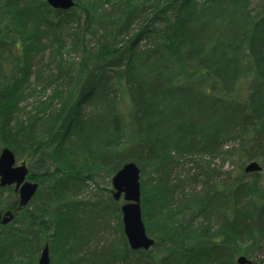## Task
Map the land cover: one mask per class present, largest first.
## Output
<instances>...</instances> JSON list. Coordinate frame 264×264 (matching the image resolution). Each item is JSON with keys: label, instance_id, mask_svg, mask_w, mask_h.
Listing matches in <instances>:
<instances>
[{"label": "trees", "instance_id": "1", "mask_svg": "<svg viewBox=\"0 0 264 264\" xmlns=\"http://www.w3.org/2000/svg\"><path fill=\"white\" fill-rule=\"evenodd\" d=\"M46 50L54 68L38 66L32 85ZM231 140L264 168V0H0V149L38 183L21 209L0 187V211L14 213L0 264H38L45 245L51 264H264L262 171L224 182L211 166ZM182 157L197 161L185 178ZM127 161L140 168L147 250L129 247L111 194L79 198Z\"/></svg>", "mask_w": 264, "mask_h": 264}, {"label": "water", "instance_id": "2", "mask_svg": "<svg viewBox=\"0 0 264 264\" xmlns=\"http://www.w3.org/2000/svg\"><path fill=\"white\" fill-rule=\"evenodd\" d=\"M54 9L68 10L74 6V0H46ZM262 166L258 161H249L245 172H259ZM28 167L25 161L17 163L14 152L7 146L0 149V187L14 185L18 193V209L23 208L32 199L38 189V183L27 179ZM111 196L114 200H123L120 206L123 232L132 250L149 249L154 239L146 233L141 213L140 168L133 161L125 162L111 177ZM14 217L12 210L0 211V225L8 224ZM237 264H252L245 255H238ZM38 264H51L48 246L45 245L39 255Z\"/></svg>", "mask_w": 264, "mask_h": 264}, {"label": "rangeland", "instance_id": "3", "mask_svg": "<svg viewBox=\"0 0 264 264\" xmlns=\"http://www.w3.org/2000/svg\"><path fill=\"white\" fill-rule=\"evenodd\" d=\"M65 41H66V49H69L71 38L69 36V31L63 34ZM87 40H90V37L87 38ZM142 45L148 44L152 40L151 39H143L141 40ZM90 47L94 45V41L90 40ZM67 58L71 60L72 62H77L80 58V54L78 52V49L70 50L69 53H67ZM39 66L40 69H48L51 71L54 68V62H53V54L50 52V50H46L42 56L40 57L36 56L32 59V66H31V74L29 78V83H32L35 79V72L37 71V67ZM47 72H44L46 74ZM42 74V73H41ZM42 76H44L42 74ZM40 82L44 84L46 80L43 78L40 79ZM52 85L49 86L42 96H39L38 93H35L33 96L29 97L28 99L22 101L19 105L24 107L26 110H29L31 108V105L34 104L37 100L45 99L47 95H49L52 91ZM91 108V107H90ZM229 148L234 147L236 148V151L233 155L227 156L226 158L218 157L212 162V167L216 172H219V180H224V182H228L231 177H236L238 175V172L243 171L244 166L249 162L250 159H248L246 156L242 154V151L240 150V145L237 141H229ZM237 152V153H236ZM17 162L23 161L22 158H16ZM197 161L195 158L190 157H182L178 159L179 165L176 167L175 172L176 174H179L180 178H185L187 176H190L195 173V171L198 170L197 165L195 164ZM201 163V162H200ZM27 166L29 169L30 166L27 163ZM262 177H263V186H264V168L262 170ZM229 177V179H228ZM104 188V189H102ZM107 188L109 190H107ZM112 188L111 185V178L103 177L102 179H99L97 184L93 182H88L87 186L84 188V190L81 192L80 197L84 200H90L94 201V198L99 197V199L102 202H105L108 200L107 194H110V189ZM122 199L118 200L117 202L119 204L122 203ZM110 226L113 227L115 223V218H112L110 221ZM112 231L109 232L111 234ZM113 233V232H112Z\"/></svg>", "mask_w": 264, "mask_h": 264}, {"label": "flooded vegetation", "instance_id": "4", "mask_svg": "<svg viewBox=\"0 0 264 264\" xmlns=\"http://www.w3.org/2000/svg\"><path fill=\"white\" fill-rule=\"evenodd\" d=\"M12 187H13V190H14V185ZM17 208H18V193H17Z\"/></svg>", "mask_w": 264, "mask_h": 264}]
</instances>
